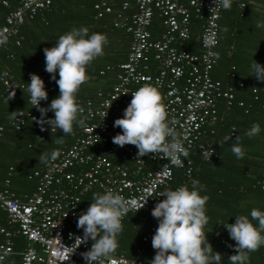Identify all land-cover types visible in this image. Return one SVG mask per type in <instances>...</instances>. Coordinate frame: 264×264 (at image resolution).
<instances>
[{"label":"built area","instance_id":"2783aa9c","mask_svg":"<svg viewBox=\"0 0 264 264\" xmlns=\"http://www.w3.org/2000/svg\"><path fill=\"white\" fill-rule=\"evenodd\" d=\"M0 2L8 8L6 1ZM50 2L17 0L16 7L0 22V50L9 42L19 46L24 21L47 10ZM134 4L135 12L119 25L129 35L125 60L117 65L113 86L104 94L97 93L96 103L86 100L82 104L84 127H80L69 146L57 150L59 155L54 161L43 170L32 172L36 185L30 194L15 195L8 189V180H4V187L0 189V210L5 214L7 227L0 228V256L11 253L13 238L20 236L25 245L19 264H86L81 254L90 249L92 241L80 244L77 238L83 236V230L77 228L78 217L88 208L84 207L83 198L93 201L94 194L112 191L129 201L148 200L141 209L146 210L162 198L160 193L167 187L174 170H181L192 183L193 167L187 157L181 156L184 166L178 168L160 156L137 157L138 149L133 145L120 147L109 142L110 137L121 133L114 122L123 117L131 94L145 84L156 87L161 93L169 119L176 122L178 139L188 153L200 156L204 162L214 156L210 143L201 139L205 134L203 127L215 119L218 102L228 109L233 99L232 86L211 77L216 64L214 49L218 43L222 7H215V0H134ZM127 6V2H123L121 10L125 11ZM93 9L96 18L110 12L104 3L95 4ZM154 18L162 28L155 39L149 32ZM189 39L198 48L197 52L181 48ZM206 40L212 43L206 44ZM47 75L43 72L39 76L49 93L54 87L46 83ZM226 76L234 77L232 66ZM0 82L6 91L10 88L11 78L7 72L0 76ZM28 101L29 97V109L22 111L23 115L18 112L17 118L12 120V130L18 131L26 121L34 122L33 105ZM237 106L242 107V103L238 102ZM228 136L234 140L233 128ZM38 140L43 142L44 138ZM254 185L264 190V174ZM134 212L130 210L126 215ZM157 227L156 220L142 242L155 234ZM104 264L141 262L114 252Z\"/></svg>","mask_w":264,"mask_h":264},{"label":"trees","instance_id":"16d2710c","mask_svg":"<svg viewBox=\"0 0 264 264\" xmlns=\"http://www.w3.org/2000/svg\"><path fill=\"white\" fill-rule=\"evenodd\" d=\"M3 1L7 2L8 8L3 7L0 2V22L17 5V0ZM104 1L51 0L47 10L24 21L20 27L22 40L19 46L9 42L1 48L0 76L7 72L11 82L7 91L0 82V189L4 187L3 182L7 179L8 189L15 195L33 192L36 182L31 177L32 172L43 170L47 165L39 163L40 155L69 146L80 129L79 126H74V134L65 136L59 130L51 132L48 125H45L47 130L41 131L35 121H26L18 131L12 130L10 112L29 109L26 86L30 83V74L40 75L46 72L44 48L53 47L59 36L73 28L87 27L89 35L105 34L109 41L104 49L105 54L88 66L87 75L90 80L81 86L77 96L79 104L82 105L86 100L96 103L97 93L104 94L115 83L117 65L125 60L129 46V35L119 25L136 8L134 0H116L117 8L110 5L109 13L96 18L93 6L105 4ZM123 2L128 4L125 11L121 10ZM128 8L131 10L128 11ZM258 22H264V0H233L230 10L221 8L218 43L214 49L216 64L211 71V77L230 84L233 88V99L228 109L222 102H218L215 119L203 127L205 134L201 139L210 143L214 156L208 162H204L194 153L187 157L192 163V177L199 181L200 195L209 197L206 204V215L209 219L204 231L208 233V240L214 251L222 254V264H229L228 257L236 254L235 241L231 240L223 224L235 223V216L238 215H248L251 219L250 212L253 208L264 211V190L254 185L264 174V82L257 81L250 71L254 60L264 65V28H257ZM149 32L153 39L162 32L158 19L152 20ZM181 48L192 53L198 51L191 39L184 42ZM231 66L234 68V77L229 79L226 72ZM56 78L59 79L58 72ZM45 81L54 90L48 93L47 101H41L42 107H48L51 100L59 95L58 85L49 73ZM239 83L241 87H238ZM12 91L16 95L6 103V98ZM238 102L242 103V107L237 106ZM32 110L35 117L41 116L36 108ZM47 117L54 118V113L49 111ZM253 123L260 124L261 132L258 136L249 138L245 133ZM230 128H233L234 140L220 146L224 137L228 136ZM60 136H63L64 143L55 144L53 141ZM236 136L241 137V146L245 153L240 160L231 152ZM39 137H43L44 141L40 142ZM109 139L111 142L112 137ZM101 151L102 149L99 153ZM180 186H187L191 190L192 183L184 177L181 170H174L171 180L162 192L175 190ZM87 198H83L84 207H89L93 202ZM163 199L164 197L160 200ZM154 207L125 216L123 230L117 237L116 253L122 254L128 260L151 264L155 256L151 245L154 234L146 242L141 239L148 233L149 226L157 220L151 215ZM252 222L257 224V221ZM6 225L5 214L0 210V228H6ZM24 245L20 236L14 237L11 253L0 260V264H19ZM249 264H264V246L250 253Z\"/></svg>","mask_w":264,"mask_h":264},{"label":"clouds","instance_id":"9594fccd","mask_svg":"<svg viewBox=\"0 0 264 264\" xmlns=\"http://www.w3.org/2000/svg\"><path fill=\"white\" fill-rule=\"evenodd\" d=\"M232 2L215 0V7L230 10ZM256 27L264 28V22H258ZM108 43L105 34L89 35L87 27H80L59 36L53 47L43 49L45 71L58 85L59 95L51 100L48 107H42L41 101L48 100L45 82L39 75L30 74V83L26 86L28 102L41 113L39 118L33 117L41 131L47 130L45 125H48L51 132L59 130L66 136L74 134V126L84 127L85 109L79 104L77 96L81 86L90 80L87 75L88 66L105 54L104 49ZM205 43L210 44L212 41L206 40ZM250 71L257 81L264 82V65L254 60ZM57 72L59 79L56 78ZM15 95L16 92L12 91L5 102L14 99ZM131 96L123 117L114 122V127L120 128L121 133L115 135L112 142L120 147L135 146L138 149L137 157L160 156L175 167H183L181 156L186 158L189 153L178 139L176 122L169 119L159 90L145 84ZM49 111L54 113V118L47 117ZM17 116V111L10 112L9 119L15 120ZM260 132V124L253 123L245 135L254 138ZM229 140H232V136L224 137L220 146ZM53 142L63 144V136ZM231 152L238 160L244 158L241 137L236 136ZM58 155L56 150L50 154L42 153L39 163L49 164ZM160 196L164 199L157 202L151 212L158 221L151 240L155 250L151 264H222V254L214 251L208 233L204 231L209 219L206 215L209 197L200 195L199 181H192L191 190L187 186H180L175 190L161 192ZM93 201L78 217L77 228L83 230V236L77 238L80 244L92 241L90 249L81 254L86 264H104L105 259L110 258L118 247L117 237L123 230V217L133 209L135 213L139 212L148 200L143 203L129 201L118 193L107 191L94 194ZM250 217L238 215L235 216V223L223 224L231 240L235 241L236 254L228 257L229 264H249L250 253L264 246V211L253 208ZM252 221H257V224ZM3 259L4 256H0V260Z\"/></svg>","mask_w":264,"mask_h":264},{"label":"crops","instance_id":"0c3cea01","mask_svg":"<svg viewBox=\"0 0 264 264\" xmlns=\"http://www.w3.org/2000/svg\"><path fill=\"white\" fill-rule=\"evenodd\" d=\"M104 2H106L107 3V6H109L110 7V5L111 6H114V8H117L118 6H116L117 5V3H118V1H116V0H105ZM105 3V4H106ZM116 4V5H115ZM129 9V8H128ZM131 9H129L128 11H130ZM211 124V123H210Z\"/></svg>","mask_w":264,"mask_h":264}]
</instances>
